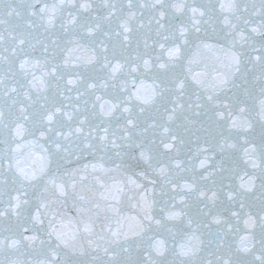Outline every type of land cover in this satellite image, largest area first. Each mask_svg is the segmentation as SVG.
Here are the masks:
<instances>
[{
  "label": "snow or ice",
  "instance_id": "obj_1",
  "mask_svg": "<svg viewBox=\"0 0 264 264\" xmlns=\"http://www.w3.org/2000/svg\"><path fill=\"white\" fill-rule=\"evenodd\" d=\"M0 264H264V0H0Z\"/></svg>",
  "mask_w": 264,
  "mask_h": 264
}]
</instances>
